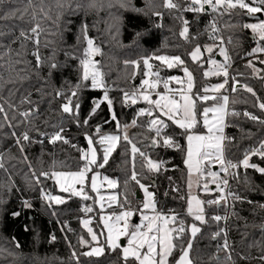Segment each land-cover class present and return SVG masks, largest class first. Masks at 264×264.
Segmentation results:
<instances>
[{"label":"snow or ice","instance_id":"6c2138e0","mask_svg":"<svg viewBox=\"0 0 264 264\" xmlns=\"http://www.w3.org/2000/svg\"><path fill=\"white\" fill-rule=\"evenodd\" d=\"M14 3H16V0H0V11H3L4 5ZM55 6L60 10L57 12L55 19L50 15L51 9L45 3V0H27V4L23 9L11 8L0 15V20H8L16 17L19 13L18 18L20 20H25L27 16L29 17L27 22L32 25L29 28H20L19 35L14 36L8 44L0 41V49H3V51H0V93L9 84L15 85L31 78L28 75V66L32 62L24 59L29 54L28 42L33 46L30 54L35 59L34 67L37 70V75H39V69L45 64L49 70V76L52 75L53 70H57L62 66L56 61L57 49L52 47L55 42L48 40L47 35H60L63 37V31L52 32L43 26L45 21H51L59 29L65 9L70 10L69 15H77L82 10L85 11V15H87V10H94L97 13L105 10L104 0H86V3H80L77 0L75 7H73V0H55ZM114 6L127 11H142L132 3V0H115L114 3L113 0H108L106 7L111 9ZM161 6L169 12L174 11L177 14L175 19H178L181 23L179 36L189 43L198 39L196 34L190 35L192 23L198 22L202 14H212V19L207 25V31L210 33L209 38L213 43L205 45L197 43L187 53V56L191 62L201 68L204 67L205 63H209L211 68L205 70L203 76L205 78L210 76L223 77L222 82L204 85L199 90L194 91L195 77L193 72L186 66L185 59H182L180 55H157L153 53L139 59L125 60L124 65L126 68L129 65L132 66L133 71L129 78L133 81L139 73L141 65H143V79L139 86L133 85L130 89H119L122 93L120 103L126 107L138 103L145 106L138 109L136 116L130 123L121 125L113 108L114 100L109 95L112 89L105 82V73L100 61L95 59L96 56L103 55L102 49L95 44L94 38L89 37V25L86 20H82L79 31L86 46L79 56L72 51L66 50L64 53L69 59L78 61L79 83L71 85L67 91L62 89L56 91L55 95L57 97L64 98L59 111L73 117L74 123L78 127L87 126L100 105L106 102L111 111V120L115 122L119 134L104 133L100 126L94 129V135H89L86 132L84 134L88 145L86 149L77 148L75 144L71 145L80 152L79 160L81 163L76 170L40 171L37 174L28 160L26 149L34 144L43 145L45 139L52 145L58 142L71 144V141L64 135L66 129L63 121L50 123L48 119H45L42 123L53 129V131H42L35 123L42 114L40 105L32 99L30 91L21 95L19 104L12 101V97L20 91L19 88L9 89L7 98L0 94V146L3 145L5 140L13 141L12 146L19 151L23 162L28 164L35 185L42 183L41 177L46 180L51 179L59 185L61 192L68 194L67 197L53 195L50 191L41 188V198L49 207L52 206V202L59 205L66 203L72 197H79L83 201L92 200L94 203H98L100 211H103L106 205L108 208H113L115 205L118 209V211L114 210L110 214L101 215L102 228L99 230L91 227L92 217L81 220L90 237V239H85L83 236L79 238V243L88 249L81 253L84 257L103 256L107 249L110 252L119 250V258L122 264H197V260L192 253L197 236L202 231L201 225L207 224L209 220L217 224L224 221L226 224L229 219L228 215L207 214L206 207L215 205L234 209L235 204L238 202L255 205L264 210V203L249 200L239 192L233 191L230 186V179H238L239 172L237 170L241 167L245 170L254 169L259 174L264 175V167L250 162L252 156H258L264 160V141L258 147L245 152L243 159L238 162H234L226 156V146L233 140L232 137H227L224 134V130L228 126L226 119L229 115L239 116L240 113L229 109V96L222 92L229 84V68L232 57L225 46V38L221 35L223 29L219 25L220 18L232 16L236 10H239L245 16L260 14L264 17V0H162ZM184 13L195 14L193 21H189ZM147 14L145 13V15ZM152 15L162 20L164 13L153 10ZM63 22L65 25L72 23L70 19L63 20ZM162 26V24H156V27ZM236 27L241 30H250L256 41V47L252 48L246 55L264 54V18L256 23L233 24L225 21L223 25V28L227 29ZM118 34L119 28L117 27L116 35ZM6 35H12V31L9 30L8 33L0 31V37ZM42 35L45 37L43 44L41 43ZM136 35L139 37L141 33ZM17 42L20 43V48H12L11 45ZM227 43H233V38L228 37ZM41 46L51 47V55L41 56ZM216 50L223 57V61L214 58ZM205 53H207V59H205ZM153 61H158L159 66L154 65ZM259 63L264 64V60H260ZM18 65H25V67H17ZM246 66L252 68L258 78L264 79V76H260L264 69L257 68L252 61H249ZM163 68H180L184 75L183 77H162L161 71ZM21 73L24 74L21 75ZM231 80L233 82L232 92H236L237 85H239V87L256 96V92L252 87L241 84L234 76L231 77ZM89 86L92 89H104V93L102 99L93 101V107L88 117L81 123L79 120V93ZM36 91L42 96L47 94L43 88H38ZM74 98L77 101L75 105H73ZM257 99L259 98L257 97ZM209 101H212L211 105H208ZM232 102L235 103V101ZM23 105H27V107L21 110ZM199 105L203 106L199 107ZM258 107L264 110V102L259 103ZM244 115L253 121L264 124V120L256 115L247 111L244 112ZM141 117L147 119L141 122ZM133 127H142L152 134L144 137L145 140H148L146 147L173 149L184 154V164L187 169V193L181 199H185V215L191 217V223H187L174 209L167 212L159 209L155 193L149 191V188L154 187V184L142 183L143 179H147L144 175L145 172L159 174L168 169L165 166L166 161L153 159L149 152L137 146L142 141L128 135V129ZM173 127L178 128L180 131L178 133L168 131ZM5 128L8 131H5ZM178 137L184 139L185 143L183 145ZM121 142L126 145L125 154L129 156L127 163L131 166L130 175L124 181V188L127 190L131 182L138 186L144 194V199L135 208L127 195L121 199L116 193L108 195L107 198L101 194V188L105 184L109 189L120 187L118 179L109 178L106 175L102 176L98 169H103L108 165L111 155L120 147ZM98 147L101 149L99 154ZM10 153L11 147L0 151V170L5 173H8L6 156L12 158ZM137 157H139V161H137ZM138 162L141 169L139 172L136 170ZM217 165L219 170L213 171V168ZM90 173L91 176H89ZM169 180H171L170 177ZM251 183L250 180H245V184L250 185ZM194 185L198 192L212 193L215 191L220 195L204 200L200 198L198 193H193ZM210 185H215V189L213 190ZM12 187H15L14 182ZM86 188L88 191H86ZM8 190L11 191V187ZM173 190L179 192L178 187H174ZM89 191L94 193L95 196L89 195ZM97 197L98 199H96ZM2 202L0 201V203ZM22 203L25 207H32L30 200L25 199ZM82 211L86 214L92 213L94 208L91 205H85ZM12 215L19 216L20 212L14 211ZM231 215L239 218V214L235 211ZM134 216L140 217L139 223H132V217ZM258 227L264 233V223H261ZM101 236L104 237L103 243L100 240ZM227 236L228 230L226 227L219 228L212 233L211 238L213 240L223 237V243L218 244L216 254L212 259L220 261L219 253L224 251L226 253L224 259L227 264H236L232 257V245L229 243ZM122 238H126V246H122ZM55 240L56 236L52 235L51 241L54 242ZM16 246L19 247V244L17 243ZM252 246H259L261 255L258 257L239 255V259L242 261L257 259L259 264H264V245L257 242L256 245H250V247ZM72 256L79 262V256L75 251H73Z\"/></svg>","mask_w":264,"mask_h":264},{"label":"trees","instance_id":"16d2710c","mask_svg":"<svg viewBox=\"0 0 264 264\" xmlns=\"http://www.w3.org/2000/svg\"><path fill=\"white\" fill-rule=\"evenodd\" d=\"M76 2L77 0H73V7H75ZM79 2L86 3V0H79ZM107 2L108 0H104L105 10L99 13L94 10H87V15H85V11L82 10L77 15H69L70 10L65 9L63 20L70 19L72 23L65 25L62 20L59 29L51 21H45L43 26L52 32L63 31V37L60 35H47L48 40L55 42L52 47L57 49L56 61L62 66L57 70H53L52 75L49 76V70L45 64L39 69V75H37V70L34 67L35 59L30 54L33 46L28 42L29 54L24 59L32 62L28 66V75L31 78L15 85L9 84L0 93L7 98L9 89L19 88L20 91L12 97V101L19 104L21 95L30 91L32 99L40 105L42 114L35 123L42 131H53V129L42 123L45 119H48L50 123L63 121L66 129L64 135L71 141V144L58 142L52 145L45 139L43 145L34 144L26 149L28 160L37 174L40 171L76 170L81 163L79 160L80 152L77 148L85 149L87 147L84 134L87 132L89 135H94V129L97 126H100L104 133L118 132L115 122L111 120V111L106 102L100 105L87 126L78 127L74 123L73 117L59 111L64 98L57 97L55 95L56 91L58 89L67 91L71 85L79 83L78 61L69 59L64 53L67 50L75 52L79 56L86 46L79 31L82 20H86L89 25V37L94 38L95 44L102 49L103 55L98 57V61H100L105 73V82L112 89L109 95L114 100L113 108L121 125L130 123L136 116L138 109L145 106L138 103L126 107L120 103L122 93L119 89H130L133 85L139 86V82L143 78V65H141L134 81L131 80L129 77L133 69L131 65L125 67V60H135L153 53L157 55H180L182 59H185L186 66L193 71L195 77L194 91L211 82L210 78L203 76L208 64L205 63L203 68L199 67L190 61L187 53L197 43L201 45L213 43L209 38L210 33L207 31V25L212 19V14H202L198 22L192 23L190 35L196 34L198 39L189 43L179 36L181 23L178 19H175L177 14L174 11L169 12V10L164 9L161 6L162 0H143L144 6L139 7L142 9L140 12L127 11L118 6L108 9L106 7ZM114 2L115 0H113ZM45 3L51 9L50 15L55 19L57 12L60 11L55 6V0H45ZM132 3L135 5V0H132ZM26 4L27 0H16L14 4H6L3 6V11H0V15L11 8L23 9ZM153 10L163 12V19L160 20L153 16ZM145 13L148 14L145 15ZM184 15L189 21H193L195 16L193 13H184ZM18 16L19 13L11 19L0 20V31L5 33H8L9 30L12 31V35L0 37V41L4 44H8L14 36L19 35L20 28L32 26L27 22L29 17L26 16L25 20H20ZM250 20L253 19L245 16L239 10H236L232 16H224L219 20V25L223 29L221 35L224 36L225 46L232 57L228 91L229 109L240 112L239 116L229 115L226 119L228 126L225 129V135L233 138L232 142L226 146V156L233 161L243 159L245 152L264 141V124L253 121L244 115V112L247 111L264 120V110L258 107L259 103L264 102V79L258 78L252 68L246 66L250 61V56L246 53L256 46V41L250 30H241L239 27L223 28L225 21L242 24ZM156 24H162L163 26L156 27ZM117 27L119 28L118 35H116ZM137 33H141V35L137 37ZM78 37L80 38L78 39ZM228 37L233 38V43H227ZM44 38V35H42V44ZM11 46L14 49H19L20 43L17 42ZM51 50V47L41 46V56L51 55ZM0 51H3V49H0ZM260 60H264V54L260 55ZM259 61L254 63L259 68L264 69V64H260ZM17 67H25V65H18ZM161 72L163 76H168L175 73L181 74V69H164ZM23 74L21 73V75ZM233 76L241 84L252 87L256 92V96L239 87V85H237V91L232 92L233 82L231 77ZM260 76H264V72H261ZM38 88H43L47 94L42 96L36 91ZM103 93L104 89H92L90 86L79 93V120L81 123L88 117L93 107V101L102 99ZM232 101H235V103ZM76 102L74 98L73 105ZM209 103L211 104L212 101H209ZM202 106L199 105V107ZM25 107L27 105L21 106V110ZM146 119V117H141L140 121L143 122ZM5 131H8V129L5 128ZM168 131L178 133L180 130L173 127ZM151 135L142 127L131 128L129 134L130 137L142 141L137 146L149 152L153 159L166 161L165 166L168 170L159 174L145 172L144 175L147 179H143L142 183L154 184V187L149 189L155 193L159 209L165 212L174 209L187 223H191V217L185 215V199H181L187 193V169L184 164V154L173 149L146 147L148 140H145L144 137ZM178 138L183 145L185 143L184 139L182 137ZM72 144L77 145V148H73ZM12 145L13 141L5 140L3 145L0 146V151L11 147L10 157H12L8 158L6 156L8 173L0 170V201H3L0 203V264H122L119 258V250L110 252L106 249L105 254L100 257H84L81 255L82 252L88 249L79 243V238L83 236L85 239H90L81 223L82 208L88 201H83L79 197H72L66 203L59 205L52 203V206L49 207L41 198V188L50 191L53 195L68 196V194L61 192L55 181L51 179L46 180L41 177L42 183L35 185L28 164L23 162L21 154ZM125 147L126 145L121 142L120 147L111 155L108 165L103 169H98V171L103 175L118 179L120 187L116 190L119 197L122 199L127 195L135 208L142 202V197L138 198V191L141 194L142 192L138 186L131 182L127 190L124 188V181L129 177L131 167L127 163L129 156L125 154ZM98 151L101 152L99 147ZM137 161H139V157H137ZM251 162L264 167V160L257 156L251 157ZM136 170L138 172L141 170L139 162L136 165ZM237 171L239 176L238 179H231V189L239 192L242 196H246L249 200L264 203V175L251 168L245 170L241 167ZM169 177L171 180H169ZM246 179L252 183L250 185L245 184ZM13 182L15 187H12ZM9 187H11V191L8 190ZM174 187H178L179 192L174 191ZM211 197L212 194H206L205 200ZM25 199L31 201V208L23 205L22 201ZM219 210H228L229 219L226 224L222 221L217 224L209 220L207 224L201 225L202 231L197 236L192 253L197 260V264H227L224 259L226 256L224 251L219 253L220 261L212 259L216 254L218 244L223 243V237L213 240L211 238L212 233L225 227L228 230L227 239L232 245V257L236 264H259L257 259L242 261L239 259V255H249L251 257L261 255L259 246L250 247V245H256L257 242L264 245V233L258 227V225L264 223V210L255 205L238 202L235 204L234 209L215 205L206 207V211L210 213ZM14 211H19L20 215L13 216ZM233 211L239 214V218L231 215ZM52 235L56 236L54 242L51 241ZM17 243L19 247L16 246ZM73 251L79 256V262L73 258Z\"/></svg>","mask_w":264,"mask_h":264},{"label":"rangeland","instance_id":"374dc122","mask_svg":"<svg viewBox=\"0 0 264 264\" xmlns=\"http://www.w3.org/2000/svg\"><path fill=\"white\" fill-rule=\"evenodd\" d=\"M264 18V17H263ZM260 19H254V20H250V21H248L247 23H256V22H258ZM256 47V46H255ZM218 52V50H216L215 52H214V58L215 59H217V57L215 56V54ZM260 55L261 54H256V55H249L250 56V61H252L253 63L255 62V61H259L260 60ZM98 57L99 56H96L95 57V59L98 61ZM205 59H207V53H205ZM218 61H223V57H222V59H217ZM153 63H154V65H156V66H159V62L158 61H153ZM208 65H207V67H206V69L205 70H208V69H210L211 68V65L209 64V63H207ZM255 64V63H254ZM255 66L257 67V68H259V66L258 65H256L255 64ZM189 68V67H188ZM164 69H167V68H163V70ZM176 68H172V69H169V70H175ZM190 69V68H189ZM162 70V71H163ZM191 70V69H190ZM192 71V70H191ZM193 72V71H192ZM229 74H230V69H229ZM183 72H182V70H181V74H179V73H175V74H172V75H166V76H163V74H162V72H161V76L162 77H170V76H179V77H183ZM194 75V74H193ZM208 78H210V80H211V82H209V83H207V84H205V85H212V84H217V83H221L222 82V80H223V77H218V76H210V77H208ZM138 79V78H137ZM143 79V78H142ZM142 79L140 80V82L139 83H141L142 82ZM140 85V84H139ZM229 86H230V84H228L227 86H226V88L224 89V90H222V92H226V91H228L229 90ZM97 90H103V89H101V88H97ZM225 94V93H224ZM155 98V97H154ZM212 104V103H211ZM209 102H208V105H211ZM130 129L131 128H129L128 129V135L130 134ZM226 129V128H225ZM113 133H116V134H119L118 132H113ZM224 134H225V130H224ZM87 147H88V145H87ZM86 147V148H87ZM85 148V149H86ZM97 151H98V149H97ZM98 154H99V151H98ZM251 162V161H250ZM215 167H218V169H215ZM214 168H213V171H218L219 170V166L217 165V166H215ZM102 176H104L103 174H101ZM89 176H91V173L89 174ZM109 177V176H108ZM109 178H113V177H109ZM114 179H116V178H114ZM98 183H99V180H98ZM57 185V187H58V189H59V185L58 184H56ZM212 185H210V187H211ZM212 188V187H211ZM86 191H88V189L86 188ZM149 191H152V190H150L149 189ZM192 191H193V193L195 194V193H198L199 195H200V198H202V199H204L205 200V195L206 194H212V193H203L202 191H199L198 192V189L195 187V185L193 186V189H192ZM141 192H142V200L144 199V194H143V191L141 190ZM153 192V191H152ZM113 193H116V194H118V192H117V190L116 189H109L108 187H107V185L105 184L102 188H101V194L102 195H105V197L107 198V196L108 195H111V194H113ZM57 195H60V196H63V197H67V196H64V195H61V194H57ZM89 195H93V196H95V194L94 193H91L90 191H89ZM119 195V194H118ZM96 199H98V197L96 198ZM52 203H54V202H52ZM55 204V203H54ZM85 205H91V206H93V208H94V211L92 212V213H82V219H85V218H89V217H92L93 218V223H92V225H91V227H93L94 229H96V230H99L100 228H102V224L100 223V217H101V215H107V214H110L112 211H114V210H117L118 211V209L116 208V206L114 205L113 206V208H108L107 207V205L105 206V209L103 210V211H100L99 210V204L98 203H94L92 200H89L88 201V203L87 204H85ZM136 217H138L139 218V221L137 222V223H139L140 222V217L139 216H134V217H132V223L134 222V218H136ZM95 221H97V223H95ZM133 224H135V223H133ZM96 225V226H95ZM97 227V228H96ZM87 231V230H86ZM100 240H101V243H103V240H104V237L103 236H101L100 237ZM121 244H122V246H126V238H122L121 239Z\"/></svg>","mask_w":264,"mask_h":264},{"label":"built area","instance_id":"2783aa9c","mask_svg":"<svg viewBox=\"0 0 264 264\" xmlns=\"http://www.w3.org/2000/svg\"><path fill=\"white\" fill-rule=\"evenodd\" d=\"M230 54V53H229ZM232 68V64H231V66H230V68L229 69H231ZM238 113H240V112H238ZM252 114V113H251ZM256 147H258V146H256ZM253 148H255V147H253ZM253 157V156H252ZM258 157V156H257ZM239 160H236V161H234V162H238ZM230 183H231V179H230ZM215 189V185H214V188H213V190ZM218 195H220L218 192H215V191H213L212 192V197L210 198V199H212V198H215L216 196H218ZM230 199V198H229ZM206 213L207 214H211V215H215V214H219V215H228L229 216V211L228 210H225V211H221V210H219V211H214V212H208V211H206ZM223 223H225L224 221H222Z\"/></svg>","mask_w":264,"mask_h":264},{"label":"water","instance_id":"95a60500","mask_svg":"<svg viewBox=\"0 0 264 264\" xmlns=\"http://www.w3.org/2000/svg\"><path fill=\"white\" fill-rule=\"evenodd\" d=\"M135 5L137 6V7H142V6H144V2H143V0H135ZM249 18H251V19H262L263 17L260 15V14H257V15H255V16H248ZM137 82H139L138 80H137ZM218 167H215V169H217ZM142 197V194L140 193V191H138V198H141ZM134 222L135 223H137L138 222V217H136L135 219H134Z\"/></svg>","mask_w":264,"mask_h":264},{"label":"crops","instance_id":"0c3cea01","mask_svg":"<svg viewBox=\"0 0 264 264\" xmlns=\"http://www.w3.org/2000/svg\"><path fill=\"white\" fill-rule=\"evenodd\" d=\"M254 20V19H253ZM215 56L217 57V59H222V56H220L219 55V52H217L216 54H215ZM229 84H230V74H229ZM229 91V90H228ZM228 91H226V92H223V94L225 93L226 95H229V92ZM218 169V168H217ZM212 187V189L214 188V185H212L211 186ZM138 221H139V218H138ZM135 223V222H134Z\"/></svg>","mask_w":264,"mask_h":264}]
</instances>
